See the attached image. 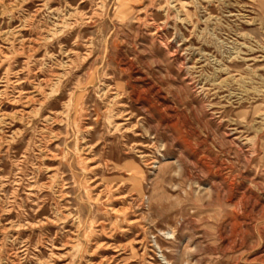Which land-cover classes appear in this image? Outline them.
Here are the masks:
<instances>
[{
	"label": "rangeland",
	"instance_id": "obj_1",
	"mask_svg": "<svg viewBox=\"0 0 264 264\" xmlns=\"http://www.w3.org/2000/svg\"><path fill=\"white\" fill-rule=\"evenodd\" d=\"M0 264H264V0H0Z\"/></svg>",
	"mask_w": 264,
	"mask_h": 264
}]
</instances>
